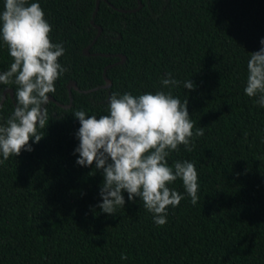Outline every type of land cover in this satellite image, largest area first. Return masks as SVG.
Returning a JSON list of instances; mask_svg holds the SVG:
<instances>
[{"label":"trees","instance_id":"1","mask_svg":"<svg viewBox=\"0 0 264 264\" xmlns=\"http://www.w3.org/2000/svg\"><path fill=\"white\" fill-rule=\"evenodd\" d=\"M108 1L97 12L99 0H27L40 4L50 39L65 49L58 62L66 70L48 95L72 107L49 102L33 150L0 154V264H264V107L244 91L251 53L264 47V0H141L128 13L120 10H137L140 0ZM94 22L104 30L96 43ZM91 45L100 56L86 55ZM12 62L0 39V73ZM169 73L177 86L162 84ZM188 80L194 89H185ZM72 81L80 88L73 103ZM15 88L0 85V105ZM169 90L188 100L194 135L191 152L179 145L166 159L173 170L177 161L194 163L197 203L177 178L167 186L183 199L168 206L163 226L126 191L124 207L103 212V171L77 164L74 113L99 118L113 93ZM15 106L8 95L0 126Z\"/></svg>","mask_w":264,"mask_h":264},{"label":"clouds","instance_id":"2","mask_svg":"<svg viewBox=\"0 0 264 264\" xmlns=\"http://www.w3.org/2000/svg\"><path fill=\"white\" fill-rule=\"evenodd\" d=\"M52 26L38 2L5 0L0 13V39L8 46L13 58L10 68L0 73V85H16V106L0 126V154L3 160L19 156L22 150L32 151V137L38 143L43 135L37 129L48 121L49 93H55V81L66 70L58 61L64 54L62 44L50 39ZM264 45V39L260 41ZM247 82L244 89L249 97H259L256 103L264 107V47L251 53L247 63ZM164 86L180 82L163 79ZM185 89H194L192 80L184 82ZM80 122L76 133L80 143L77 164L102 170L104 180L99 208L111 215L117 207L125 206L123 192L134 201L140 197L144 207L154 213L158 226L166 224L169 205L178 206L183 196L167 185L180 178L191 202L198 201V173L194 163L177 161L168 166L170 151L184 145L191 152L194 123L190 119L188 100L181 103L169 90L133 96L113 93L109 114L97 118L84 110L74 113ZM204 134L197 129L195 136ZM3 161H0L2 163ZM122 260L128 259L121 255Z\"/></svg>","mask_w":264,"mask_h":264},{"label":"water","instance_id":"3","mask_svg":"<svg viewBox=\"0 0 264 264\" xmlns=\"http://www.w3.org/2000/svg\"><path fill=\"white\" fill-rule=\"evenodd\" d=\"M103 1H105V2H107V3H110L108 0H99V2H98L97 12L100 10L101 3H102ZM111 5H112V4H111ZM143 7H144V4H143V2L140 0V7H139L137 10H133V11L120 10V11L123 12V13H128V12H138V11H140ZM94 25H95L96 28L99 30L98 37H97V39H96V41H95V43H96V42L99 40V38L101 37V35L103 34V31H104V30H103L102 27L96 25L95 22H94ZM95 43H94V44H95ZM93 46H94V45H91V46L86 50V52H85L86 55H88V56H92V55L100 56L99 54H92V53H91V49L93 48ZM103 56H107V55H103ZM118 56L122 58V62H121L120 64H123V63H125V62L127 61V57H126V56H124V55H118ZM108 69H109V67L107 68L106 73H107ZM106 80H107V85L105 86V88H111V87L113 86V82H112V80H110L107 76H106ZM69 88H70L71 97H72V103H73V89H76V90L80 91V88H79V86H78V83L75 82V81H72V82H71ZM97 90H99V88H98V89H95V90H93V91H97ZM93 91H87V92H93ZM8 95H11L12 98L15 99L14 90H12V89H8V90L5 92L4 99H3V101L1 102V105H0V115H1L2 107H3L4 103L6 102V100H7V98H8ZM51 101H53V102H57V103H58V101H57L54 97H49V101H48V103L51 102ZM48 103L45 105V107L48 105ZM58 104H59L60 106H62V107H66L65 105H63V104H61V103H58ZM71 107H72V105H71V106H67L66 108H71Z\"/></svg>","mask_w":264,"mask_h":264}]
</instances>
